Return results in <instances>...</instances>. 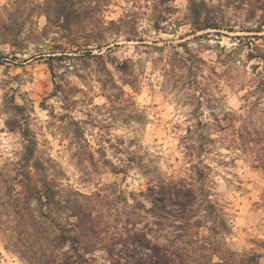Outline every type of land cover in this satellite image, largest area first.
<instances>
[{
    "label": "rangeland",
    "instance_id": "rangeland-1",
    "mask_svg": "<svg viewBox=\"0 0 264 264\" xmlns=\"http://www.w3.org/2000/svg\"><path fill=\"white\" fill-rule=\"evenodd\" d=\"M45 1L0 0V264H31L19 251L40 246L25 242L4 203L24 169L25 145L44 165L42 179L65 197L81 194L110 226L151 221L135 206L149 207L141 193L184 178L201 207L215 205L225 245L264 264V8L207 0L220 28L197 30L188 0H98L105 4L86 27L63 38L45 28ZM87 30L103 36L102 47L73 44ZM37 211L32 201L31 240L36 229L52 230Z\"/></svg>",
    "mask_w": 264,
    "mask_h": 264
},
{
    "label": "trees",
    "instance_id": "trees-1",
    "mask_svg": "<svg viewBox=\"0 0 264 264\" xmlns=\"http://www.w3.org/2000/svg\"><path fill=\"white\" fill-rule=\"evenodd\" d=\"M171 1L160 0L163 4ZM246 1L249 4L259 3L264 8V0ZM188 3L191 24L197 30L220 28L215 20L209 18L207 0H188ZM104 4L98 0H46L41 6L47 20L45 28H56L63 38H70L73 34L77 35L79 28H85L86 21L92 17L91 13L99 11ZM82 38L87 39L73 42L79 50L91 52V45L102 47L98 38L103 36L93 30L84 31ZM60 48L63 55L66 47L60 44ZM126 65V62L122 64L123 67ZM215 121L219 130H223V120ZM203 124L208 126L207 122ZM238 136L242 139L241 133ZM201 137L209 142L214 141L205 133ZM246 141L260 143L251 136ZM199 148L202 149V146ZM35 153L33 145H25L24 169L14 181L12 191L7 194L8 201L4 202L10 208L7 213L12 212L13 218L18 220L17 228L26 235L25 242L30 240L33 243L34 240L40 244L35 249L32 244L28 246L30 249L27 247L29 256L19 251L31 264H262L259 254L239 252L225 245L220 232V227L224 226L218 225L221 218L218 214L214 215L215 205L205 200L206 205L201 207L198 189L184 178L148 186L141 195L149 207L133 198L135 206L143 209L148 219L152 218L151 221L139 226L137 220L129 218L120 226H110L104 217L94 214L95 205L85 206L78 197L81 194L65 197L54 182L42 179L40 175L44 165L36 159ZM258 163L257 166H261ZM261 163L264 170V156ZM202 177L197 174L198 179ZM32 201L37 204L39 216L49 222L52 230L44 236L43 231L36 229L37 236L34 235L31 240L37 222L36 216L30 213ZM208 221H213L212 225L204 224ZM204 226L209 234H201ZM161 230L166 233L162 235L164 240H157L154 233ZM95 245L99 246L97 250L104 253L102 260L95 256Z\"/></svg>",
    "mask_w": 264,
    "mask_h": 264
}]
</instances>
